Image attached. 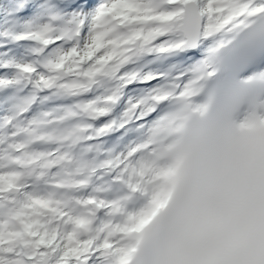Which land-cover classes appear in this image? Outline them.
<instances>
[{
  "label": "snow or ice",
  "instance_id": "snow-or-ice-1",
  "mask_svg": "<svg viewBox=\"0 0 264 264\" xmlns=\"http://www.w3.org/2000/svg\"><path fill=\"white\" fill-rule=\"evenodd\" d=\"M0 264H264V0H0Z\"/></svg>",
  "mask_w": 264,
  "mask_h": 264
}]
</instances>
